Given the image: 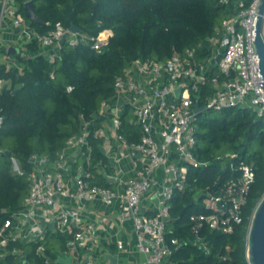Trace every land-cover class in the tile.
<instances>
[{"label": "built area", "instance_id": "built-area-1", "mask_svg": "<svg viewBox=\"0 0 264 264\" xmlns=\"http://www.w3.org/2000/svg\"><path fill=\"white\" fill-rule=\"evenodd\" d=\"M219 1L230 8L211 36L167 61L133 60L117 80L112 99L102 103L98 115L82 118L79 132L67 140L58 160L38 153L28 159L29 193L22 209L0 228V262L21 253L11 249V243L33 242L39 243V262L21 257V264H58L60 257L69 256L72 264H111L110 255L116 264H175L171 257L179 243L167 238L169 202L189 187L190 168L208 164L197 157L198 100L194 97L203 96L201 107L206 111L239 107L264 116L263 78L254 44L261 0ZM29 20L19 0H0V69L21 71L19 58L37 55H46L53 63L61 57L64 37L70 46L78 42L79 34L61 24L41 34ZM3 32L12 36L8 44ZM261 36L264 41V14ZM108 39L109 31L101 32L95 48L106 45ZM34 43L38 53L27 50L26 46ZM10 47L21 48V52L12 55ZM8 85L0 79V90ZM129 107L135 118L131 123L140 130L137 142H129L121 132V113ZM4 123L5 116L0 115V130ZM92 140H99L108 164L94 162ZM79 158L85 160L81 166ZM12 161L13 171L23 175L20 161ZM95 174L111 186L93 184ZM254 180L252 165L243 164L199 192L203 197L195 199L202 202V211L189 217L194 245L210 253L205 230L227 235L235 232L243 221ZM96 202L114 211L112 223L117 230L113 241L111 233L102 232L103 223L89 216L87 209ZM58 235L67 237L66 248L54 246L51 254L47 238L60 242L54 237Z\"/></svg>", "mask_w": 264, "mask_h": 264}, {"label": "trees", "instance_id": "trees-1", "mask_svg": "<svg viewBox=\"0 0 264 264\" xmlns=\"http://www.w3.org/2000/svg\"><path fill=\"white\" fill-rule=\"evenodd\" d=\"M26 1H33L37 16L44 22L29 20L41 34L54 30L57 24L65 28L74 25L82 32L77 44H66L61 57L53 63L46 55H37L20 57L21 71L0 69V79L9 82L6 89L0 90V115L5 116L0 130V228L22 209L29 193L28 159L34 153L58 160L67 140L79 132L82 118L98 115L102 103L112 99L117 80L133 60L167 61L183 53L211 36L230 8L219 0H19L25 15ZM105 30L109 31L107 44L95 48L97 37ZM26 47L32 53L40 50L36 43ZM194 100L204 105L203 96ZM126 109L121 117V132L129 142H137L140 130L125 120ZM210 113L218 117L213 119ZM197 125V157L208 164L190 168L189 187L177 192L169 202L167 238L179 243L171 260L175 264H249L248 232L255 208L264 195V116L239 107L205 111L198 116ZM91 144L94 162L108 164L99 140H92ZM12 158L20 161L23 175L13 171ZM243 164L252 165L255 171L243 221L232 235L205 230L206 244L211 249L207 253L194 245L189 223L198 207L195 198L207 185L219 177L224 180L232 168L238 170ZM95 177L93 184L111 186L102 175ZM54 237L60 242L49 237L46 243L51 254L55 245L66 248L65 235ZM38 245L11 243L10 248L21 253L11 254L0 263L21 264V257L38 263Z\"/></svg>", "mask_w": 264, "mask_h": 264}, {"label": "water", "instance_id": "water-1", "mask_svg": "<svg viewBox=\"0 0 264 264\" xmlns=\"http://www.w3.org/2000/svg\"><path fill=\"white\" fill-rule=\"evenodd\" d=\"M26 18L37 24H43V20L37 16L35 5L33 1H28L25 6ZM258 19L255 31L256 42H254L257 54L259 55V63H260V72L263 78V81L260 82L261 87L264 89V41L261 36L262 24H263V14H264V0H261L257 7ZM70 31L73 34H80L82 29L76 26H71ZM66 45V37H64L61 41V46L64 47ZM21 52V48L10 47L9 53L12 55L19 54ZM219 59V58H218ZM18 90H16L17 92ZM180 89L177 90L176 95L179 96ZM15 92V93H16ZM205 108L201 107L199 102L195 103V113L200 116L203 112H205ZM102 153H105L103 146H100ZM7 156H11V152L6 153ZM203 197V193H199L196 196L197 200H200ZM54 225V224H53ZM248 249L247 256L249 264H264V195L258 202L254 214L252 216L249 232H248ZM111 264L116 263V258L113 256H108ZM24 264H29L27 261H24ZM58 264H72V256L68 258L60 257L58 259Z\"/></svg>", "mask_w": 264, "mask_h": 264}, {"label": "crops", "instance_id": "crops-1", "mask_svg": "<svg viewBox=\"0 0 264 264\" xmlns=\"http://www.w3.org/2000/svg\"><path fill=\"white\" fill-rule=\"evenodd\" d=\"M88 213L89 216L92 219H97L100 220L103 223L102 232H109L111 233L112 241L115 240V232L117 230V226L114 225L113 220H114V211L101 203H94L88 207ZM121 237H125L124 234L121 235ZM111 250H115V247L112 245ZM116 264V263H115Z\"/></svg>", "mask_w": 264, "mask_h": 264}, {"label": "rangeland", "instance_id": "rangeland-1", "mask_svg": "<svg viewBox=\"0 0 264 264\" xmlns=\"http://www.w3.org/2000/svg\"><path fill=\"white\" fill-rule=\"evenodd\" d=\"M2 38L4 40V43L5 44H8L9 43L8 41H10V39L12 38V36L10 34L6 33V32H3L2 33ZM14 38H15V36H13V39ZM126 110H127V112L124 113L125 114V116H124L125 117V120L128 121V122L135 121L133 109L129 107ZM124 112H125V110H124ZM122 115H123V113H121V116ZM209 116L211 118H213V119H216V117H218L217 114H215V113H210ZM203 117L204 116H202L201 118L203 119ZM218 119H222V118L219 117ZM199 128H200L199 125H197V129H199ZM84 162H85V160L83 158H79V164H78V166L83 165ZM196 202H197L198 207L197 208H194V209H197L196 212L197 211H202V208H203L202 202L201 201H197V200H196ZM54 242H57V241H54ZM55 246L60 248V245L59 246L58 245H55Z\"/></svg>", "mask_w": 264, "mask_h": 264}, {"label": "bare ground", "instance_id": "bare-ground-1", "mask_svg": "<svg viewBox=\"0 0 264 264\" xmlns=\"http://www.w3.org/2000/svg\"><path fill=\"white\" fill-rule=\"evenodd\" d=\"M104 36V35H103Z\"/></svg>", "mask_w": 264, "mask_h": 264}]
</instances>
